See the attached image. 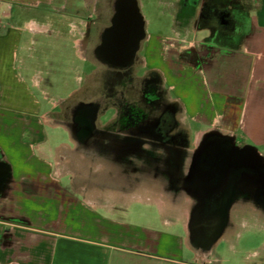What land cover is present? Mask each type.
<instances>
[{
	"label": "crops",
	"instance_id": "obj_1",
	"mask_svg": "<svg viewBox=\"0 0 264 264\" xmlns=\"http://www.w3.org/2000/svg\"><path fill=\"white\" fill-rule=\"evenodd\" d=\"M83 1L82 8L91 11ZM161 2L172 9L173 35H145L143 73L159 75L169 100L199 127L198 140L208 133L241 136L252 141L243 145L258 152L256 146L264 145V0H201L211 16L232 8L238 20L243 9H251V30L241 35L225 31L221 21L216 26L219 18L211 17L202 27L188 26L190 0ZM77 8L75 0H0V264H196L203 246L193 241V218L158 215L162 225L180 228L179 233L119 221L117 216H129L132 207L160 210L163 204H149L141 192L123 193L127 204L113 202L110 195L95 197L82 186L88 182L65 171L71 152L96 151L93 135H79L63 123L50 126L67 98L53 100L48 85L84 83L96 72L84 79L77 63L94 60L86 34L96 15L81 8L74 15ZM202 29L207 33L199 39ZM231 39L238 43L222 42ZM53 132L58 136L51 143ZM200 145L178 182L193 207L204 200L196 184L206 185L212 178L206 175L200 182L195 172L193 157ZM120 152L129 167L146 168L141 157L131 160V150ZM133 178L140 179H128ZM236 183L232 180L230 190L219 191L221 199L230 198ZM212 192L204 187V194ZM187 253L189 262L184 260Z\"/></svg>",
	"mask_w": 264,
	"mask_h": 264
},
{
	"label": "rangeland",
	"instance_id": "obj_2",
	"mask_svg": "<svg viewBox=\"0 0 264 264\" xmlns=\"http://www.w3.org/2000/svg\"><path fill=\"white\" fill-rule=\"evenodd\" d=\"M77 3V12L74 15H78L81 10H85L81 0H75ZM113 0H84L86 7L91 11H86L85 14L100 16L101 21H106L111 14V4ZM141 14L145 20L146 35H154L157 39L160 36H172L173 28L175 27L174 20L171 15L170 8L166 7L162 0H137ZM191 9L190 16L192 21L188 23V26H193L196 23L197 26H203L206 24L205 14L206 6L201 0H190ZM68 14L72 10L64 8ZM234 9L228 8L223 13H218L217 25L219 21L225 25V31L228 33L232 31H238L241 35L244 31L251 30L250 12L251 9H243V14L239 15V22L236 19ZM80 15H82L80 13ZM187 25V24H186ZM240 25V26H239ZM75 26V25H74ZM205 29L199 31L198 38L201 39L205 34ZM224 31V30H223ZM210 31H208L209 33ZM207 33V32H206ZM223 44H232L235 46L238 41L223 40ZM144 43V42H143ZM218 44H222L216 41ZM82 41L78 43V48L81 49ZM83 48V47H82ZM142 49L138 55L142 56ZM90 55H88L89 57ZM92 56H90L91 58ZM81 65V75L86 77L93 69H96L93 76L86 78L84 83H51L48 85L49 96L56 101L67 98L66 101L61 102L57 108L56 113L52 115L51 125L67 124L70 128V111L79 102L81 106L94 110L93 125L96 130V135L93 136L95 145V152H71L69 155L71 162L65 169L71 177H80L88 182L86 191L93 193L95 197L104 198L110 195L112 201L118 204H127L129 199H125L123 193L128 192H141L147 196L146 202L149 204H155L156 202L162 203V208L156 210L153 206L147 209H141L142 211L135 210L132 207L131 211L128 210L129 216H117L119 221H130L134 223H141L148 229L157 228L164 233L168 232H181L180 228H168L162 225L159 216L170 219H182L194 221L200 218L199 215H195L196 207H193V201L189 198V193H184L181 189H178V182L182 176L183 171L186 170L187 165L193 154L195 145L199 142L202 145L207 138L213 145L219 140L227 139L238 148H243L247 144H252V141L245 140L241 136H230L217 133H208L202 135L198 140L199 127L189 119H185L183 115V109L179 106V113L173 117H169L165 120L166 125L174 123L175 129L178 133L173 137H170L166 141L164 150L156 151L155 149L149 150L147 158H139L143 164L146 165L145 169H140L132 164L133 167H129L128 160L121 157L125 152H121V155L115 153L109 144H117L116 141L111 140L110 132L124 133L122 128V111H124L123 104L118 107V102L113 98H105V90L103 89L102 72L104 68L94 60L77 61ZM142 69L137 71V75H142ZM73 81V74L69 73ZM69 81V82H70ZM72 89H78L71 97L67 94ZM112 94V92H111ZM149 100L148 107H154V111L158 109V112L163 109L168 113L167 106L170 105V96L164 86L153 94L148 93ZM157 97V98H156ZM100 99L102 103H96L95 101ZM173 118V121L170 119ZM46 130L52 132L51 127L47 125ZM179 131V132H178ZM55 132L50 133L49 140H56ZM148 139H156V137L148 136ZM137 142L141 143L137 140ZM121 145H125L126 140H121ZM108 144V145H107ZM246 144V145H243ZM258 149L257 155L263 168L262 171L256 173L254 179H247L240 182L236 189L232 190L230 198L227 204L223 207V213L219 216L207 217L213 218L211 221L213 224L203 227V229L193 228L194 236L193 241L198 245H202L201 249H197L202 256V260H197L196 264H264V145L256 146ZM133 162L135 158L131 159ZM139 160V161H140ZM125 166V167H124ZM63 171V172H65ZM137 176L140 179L135 181V178L128 179L129 177ZM180 176V177H179ZM134 180V181H133ZM131 188V190H130ZM164 199H160L161 196ZM123 197V199H120ZM101 202H106L104 199H100ZM187 209L190 212L185 215ZM158 214H157V212ZM143 213L144 218L139 219V213ZM161 213V214H160ZM129 217V218H128ZM119 223V222H118ZM120 232V229L117 230ZM184 258L189 262V254L187 253ZM160 264H169L166 261H161Z\"/></svg>",
	"mask_w": 264,
	"mask_h": 264
},
{
	"label": "flooded vegetation",
	"instance_id": "obj_3",
	"mask_svg": "<svg viewBox=\"0 0 264 264\" xmlns=\"http://www.w3.org/2000/svg\"><path fill=\"white\" fill-rule=\"evenodd\" d=\"M114 1L111 4V14L106 21H101L100 16H95L92 25L87 30L86 39L87 43L91 42L93 45L92 51H90L91 56L95 62L102 66L100 70L104 68L101 73V83H103V89L106 93L105 98L115 99L116 103L119 104L118 107L123 104L124 108L121 113L122 121L120 124H122L125 134L116 131L111 132V140L117 143H112L111 147H115L116 153L120 155V149L125 148L131 150L128 154L133 158H147L149 150H164V147L167 146L166 141L178 134L175 133L177 129H175L174 123L172 125L167 123L166 125L165 120H168L169 117L165 118V116L174 118V115L179 113V106L170 102V105L167 106L168 113L164 112L163 109L158 112V109L154 111V107H148V102L153 100L148 101V93H157L163 85L156 72L149 71L137 75V71L143 68L142 58L138 53L144 40L141 41L131 63L124 68L107 66L95 58L94 50L101 43V35L111 24ZM215 12L211 16L207 9L205 19L210 20L211 17L218 19V13ZM95 102L102 103L100 99ZM79 104L80 102L70 111V128L76 130L79 135H96V130L92 125L94 110ZM173 118L170 119L173 121ZM148 136L156 137V139L150 140ZM209 138L198 146L193 157L195 172H198L200 177L198 174L195 176L199 177L200 182L206 175L212 177L206 185L196 184L197 191L204 197L195 212L196 216H200L194 224V228L197 229H203V227L213 224L208 222L213 218L207 217L219 216L223 213V207L227 204L228 199H221L222 193L219 191L225 188L230 190L232 180H237V187L242 181L254 179L256 173L263 170L257 153L251 148L247 146L238 148L227 139H216L219 142L213 145L209 142L211 137ZM123 139L127 142L125 145L120 143ZM93 140L97 141L96 139ZM204 187L213 192L204 194ZM215 190L216 192H214Z\"/></svg>",
	"mask_w": 264,
	"mask_h": 264
},
{
	"label": "water",
	"instance_id": "obj_4",
	"mask_svg": "<svg viewBox=\"0 0 264 264\" xmlns=\"http://www.w3.org/2000/svg\"><path fill=\"white\" fill-rule=\"evenodd\" d=\"M113 9L111 24L102 33L94 56L102 64L124 68L131 63L145 38V21L137 0H115Z\"/></svg>",
	"mask_w": 264,
	"mask_h": 264
}]
</instances>
